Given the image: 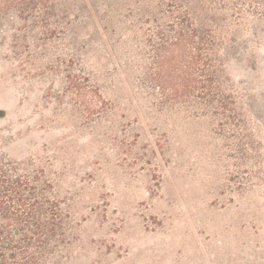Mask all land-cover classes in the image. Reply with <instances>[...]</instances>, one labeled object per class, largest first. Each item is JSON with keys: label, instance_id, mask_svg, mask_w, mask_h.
<instances>
[{"label": "rangeland", "instance_id": "1", "mask_svg": "<svg viewBox=\"0 0 264 264\" xmlns=\"http://www.w3.org/2000/svg\"><path fill=\"white\" fill-rule=\"evenodd\" d=\"M21 6L0 8V155L70 216L50 264H264V0Z\"/></svg>", "mask_w": 264, "mask_h": 264}, {"label": "trees", "instance_id": "2", "mask_svg": "<svg viewBox=\"0 0 264 264\" xmlns=\"http://www.w3.org/2000/svg\"><path fill=\"white\" fill-rule=\"evenodd\" d=\"M25 1L1 0V11L7 15ZM187 9L196 11L192 3ZM186 14L184 25L190 27ZM211 76L186 82L211 91L217 88ZM53 190L44 171L30 172L24 163L0 155V264H50L66 246L70 216Z\"/></svg>", "mask_w": 264, "mask_h": 264}]
</instances>
